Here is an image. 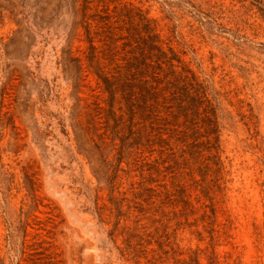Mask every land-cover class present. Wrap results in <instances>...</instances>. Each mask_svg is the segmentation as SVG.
<instances>
[{
	"label": "rangeland",
	"instance_id": "1",
	"mask_svg": "<svg viewBox=\"0 0 264 264\" xmlns=\"http://www.w3.org/2000/svg\"><path fill=\"white\" fill-rule=\"evenodd\" d=\"M0 264H264V0H0Z\"/></svg>",
	"mask_w": 264,
	"mask_h": 264
}]
</instances>
